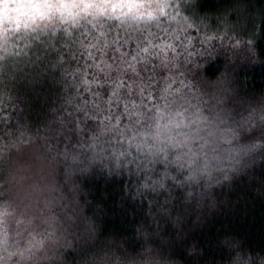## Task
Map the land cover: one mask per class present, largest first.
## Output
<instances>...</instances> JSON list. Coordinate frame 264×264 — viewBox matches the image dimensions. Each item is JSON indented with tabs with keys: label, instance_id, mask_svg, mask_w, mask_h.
Here are the masks:
<instances>
[{
	"label": "clouds",
	"instance_id": "1",
	"mask_svg": "<svg viewBox=\"0 0 264 264\" xmlns=\"http://www.w3.org/2000/svg\"><path fill=\"white\" fill-rule=\"evenodd\" d=\"M262 34L264 0H0V264H264L187 230L216 186L264 195V89L233 67Z\"/></svg>",
	"mask_w": 264,
	"mask_h": 264
},
{
	"label": "trees",
	"instance_id": "2",
	"mask_svg": "<svg viewBox=\"0 0 264 264\" xmlns=\"http://www.w3.org/2000/svg\"><path fill=\"white\" fill-rule=\"evenodd\" d=\"M262 0H257L261 3ZM258 47L262 49L260 63L253 64V58L245 53L237 57L233 67L236 77L244 86V91L252 93L264 89V34L258 41ZM221 63L209 64L206 71L214 74L219 70ZM260 179L264 180V172L260 173ZM258 181H249L246 177L234 180L231 186L220 185L213 188V195L208 199L206 214L216 211L210 218H206L204 228L193 227L191 220L188 221L189 238L208 240L214 238L218 232H234L247 237L250 243L257 246L264 244V195L258 194L254 189ZM97 197L103 200L105 207L110 212L116 213L111 218L105 219L106 227L117 231H124L128 218L124 210L115 207L119 189L117 184L111 183L106 186L100 182L92 184ZM102 192L107 193V199L101 196ZM264 193V188L261 189ZM175 251L180 252L179 246Z\"/></svg>",
	"mask_w": 264,
	"mask_h": 264
}]
</instances>
